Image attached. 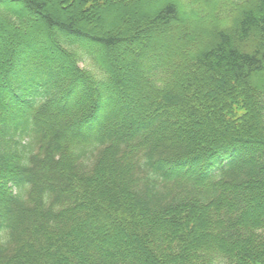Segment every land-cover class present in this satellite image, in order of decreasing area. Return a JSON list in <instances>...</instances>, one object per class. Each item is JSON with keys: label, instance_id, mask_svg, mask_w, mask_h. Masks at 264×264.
Returning <instances> with one entry per match:
<instances>
[{"label": "trees", "instance_id": "obj_1", "mask_svg": "<svg viewBox=\"0 0 264 264\" xmlns=\"http://www.w3.org/2000/svg\"><path fill=\"white\" fill-rule=\"evenodd\" d=\"M0 264H264V0H0Z\"/></svg>", "mask_w": 264, "mask_h": 264}, {"label": "rangeland", "instance_id": "obj_2", "mask_svg": "<svg viewBox=\"0 0 264 264\" xmlns=\"http://www.w3.org/2000/svg\"><path fill=\"white\" fill-rule=\"evenodd\" d=\"M36 20H34V22H33V24H35V26H36ZM39 24H37V27H35L36 28V31H35V33L34 34H36V36H39L38 34L40 33L39 31V26H38ZM157 56V55H156ZM150 58H153V55L151 54H149V55H147V58L146 59H148V61L150 60ZM146 62H145V64H147L148 63V61L147 60H145ZM80 66H82L81 64H80ZM120 70H126L127 69V67L125 68L123 65L122 66H119L118 67ZM135 97V86L133 85V83H131L130 84V87H129V92H128V96H127V101L130 99H133Z\"/></svg>", "mask_w": 264, "mask_h": 264}]
</instances>
